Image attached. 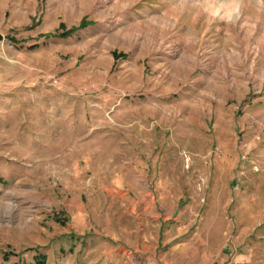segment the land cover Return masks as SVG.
<instances>
[{
  "label": "rangeland",
  "instance_id": "1",
  "mask_svg": "<svg viewBox=\"0 0 264 264\" xmlns=\"http://www.w3.org/2000/svg\"><path fill=\"white\" fill-rule=\"evenodd\" d=\"M38 255L264 264V0H0V264Z\"/></svg>",
  "mask_w": 264,
  "mask_h": 264
},
{
  "label": "trees",
  "instance_id": "2",
  "mask_svg": "<svg viewBox=\"0 0 264 264\" xmlns=\"http://www.w3.org/2000/svg\"><path fill=\"white\" fill-rule=\"evenodd\" d=\"M69 35H71V34H68V35L64 34L62 37H67V36H69ZM5 259H7V258H5ZM36 262H37L38 264H46V263H45V257L42 256V255H38V256H36Z\"/></svg>",
  "mask_w": 264,
  "mask_h": 264
}]
</instances>
